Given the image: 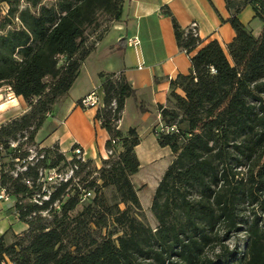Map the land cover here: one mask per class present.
<instances>
[{"label": "trees", "instance_id": "1", "mask_svg": "<svg viewBox=\"0 0 264 264\" xmlns=\"http://www.w3.org/2000/svg\"><path fill=\"white\" fill-rule=\"evenodd\" d=\"M224 2L235 34L225 49L201 46L161 9L177 47L197 50L158 107L153 133L172 159L152 197V229L132 182L138 135L117 129L135 95L123 74H98L94 121L107 134L99 167L73 154L76 145L66 155L35 141L122 0H0V88L27 107L0 125V187L24 224L9 244L0 234V264H264V0ZM246 7L262 23L257 36L239 20ZM60 166L69 176L45 189ZM238 232L242 251L228 245Z\"/></svg>", "mask_w": 264, "mask_h": 264}, {"label": "crops", "instance_id": "2", "mask_svg": "<svg viewBox=\"0 0 264 264\" xmlns=\"http://www.w3.org/2000/svg\"><path fill=\"white\" fill-rule=\"evenodd\" d=\"M162 7H167L184 29L196 23L201 46L216 40L225 49L235 35L228 23L230 12L224 0H122L120 17L112 21L104 36L95 42L94 50L82 63L70 90L53 106L36 133L35 141L40 148L57 144L60 151L68 155L76 145L83 150L84 159L99 167L101 159L107 157V134L94 121L97 107L82 109L77 101L92 92L102 100L98 74L120 73L135 91L134 97L125 99L117 123V129L123 134L134 129L138 135L139 143L134 151L139 169L135 175L142 166H148L152 176L165 157L170 164L169 148L160 147L153 133L159 126L158 107L166 105L171 81L178 75L188 74L190 55L197 49L188 55L177 47L170 18L162 14ZM253 16L250 7L239 14V20L252 32ZM261 28L262 23L256 29L258 34ZM134 37L139 43L128 45L127 40ZM174 91L183 96L180 89ZM26 110L21 97L14 96L5 87L0 88V125ZM162 176L157 178L154 189Z\"/></svg>", "mask_w": 264, "mask_h": 264}, {"label": "rangeland", "instance_id": "3", "mask_svg": "<svg viewBox=\"0 0 264 264\" xmlns=\"http://www.w3.org/2000/svg\"><path fill=\"white\" fill-rule=\"evenodd\" d=\"M3 12H5V7L1 5ZM261 23L258 19H255L253 24L250 25V28L253 30L254 33H257V28H260ZM2 89V88H1ZM2 91V90H1ZM35 155V151L33 150L30 153V157ZM169 164V159L167 157L163 158L158 167H156L155 171L152 172V176H150V167L142 166V169L139 171V174L134 175L132 177V182L135 189L138 191L137 195L141 206L144 210V220L145 224H147L152 229L155 228L156 223L155 220L150 212V205L152 201V197L154 194V188L157 183V178L163 175L166 171ZM59 171L61 172L60 175H53L51 174V181L46 185L45 189L51 190L54 186H56L59 181L66 179L69 176L68 170L63 169L61 166L59 167ZM66 176H65V175ZM155 177V178H154ZM77 181V179L75 180ZM75 181L73 183H75ZM81 187V186H80ZM106 195H110V191H105ZM13 200L9 198L7 201L0 200V234L6 232L5 235V242L9 244L11 239L12 233H18L22 229H24V224L15 216L14 210L12 208ZM243 240H244V232H238L235 236H233L229 241V247H233L234 245L240 250H243ZM231 264H235L232 262Z\"/></svg>", "mask_w": 264, "mask_h": 264}, {"label": "built area", "instance_id": "4", "mask_svg": "<svg viewBox=\"0 0 264 264\" xmlns=\"http://www.w3.org/2000/svg\"><path fill=\"white\" fill-rule=\"evenodd\" d=\"M188 29L193 33V34H197V29H196V23H192L190 24V26L188 27ZM128 45H137L139 43V40L137 37L134 38H130L127 40ZM99 98L96 95L95 92L90 93L89 95L81 98L78 102V106L82 109H88V108H92V107H98L99 106ZM159 128H161V125L159 124L158 126ZM14 146V145H12ZM72 153L75 154L77 157L84 159V153L83 150L80 147H75L72 150ZM53 174V173H51ZM9 195L8 193L5 191L4 188L0 187V200L1 201H7L9 199ZM16 216V215H15ZM17 218V217H16Z\"/></svg>", "mask_w": 264, "mask_h": 264}]
</instances>
